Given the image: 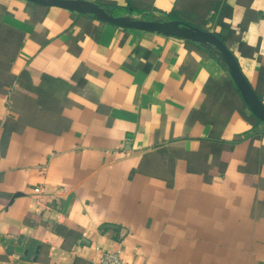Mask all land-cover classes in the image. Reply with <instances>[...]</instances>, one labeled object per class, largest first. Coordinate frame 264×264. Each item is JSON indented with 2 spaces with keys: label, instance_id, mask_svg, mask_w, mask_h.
<instances>
[{
  "label": "crops",
  "instance_id": "crops-1",
  "mask_svg": "<svg viewBox=\"0 0 264 264\" xmlns=\"http://www.w3.org/2000/svg\"><path fill=\"white\" fill-rule=\"evenodd\" d=\"M87 1L214 33L264 103V0ZM252 116L194 43L0 0V264H264Z\"/></svg>",
  "mask_w": 264,
  "mask_h": 264
},
{
  "label": "water",
  "instance_id": "water-1",
  "mask_svg": "<svg viewBox=\"0 0 264 264\" xmlns=\"http://www.w3.org/2000/svg\"><path fill=\"white\" fill-rule=\"evenodd\" d=\"M44 7H59L123 29L140 30L194 43L207 51L228 73L251 114L264 125V103L243 75L235 56L214 33L180 20H146L116 16L112 10L87 0H26Z\"/></svg>",
  "mask_w": 264,
  "mask_h": 264
},
{
  "label": "built area",
  "instance_id": "built-area-1",
  "mask_svg": "<svg viewBox=\"0 0 264 264\" xmlns=\"http://www.w3.org/2000/svg\"><path fill=\"white\" fill-rule=\"evenodd\" d=\"M36 194L42 192L41 189L35 190ZM55 264H63V259H59L58 261H54ZM99 264H126L118 253L112 251H103L99 257Z\"/></svg>",
  "mask_w": 264,
  "mask_h": 264
},
{
  "label": "trees",
  "instance_id": "trees-1",
  "mask_svg": "<svg viewBox=\"0 0 264 264\" xmlns=\"http://www.w3.org/2000/svg\"><path fill=\"white\" fill-rule=\"evenodd\" d=\"M102 7H105V8H109L110 10L113 11V13L116 15V16H120V15H123L124 12L126 10L124 9H121L119 7H117L116 5L114 4H105V5H101ZM170 19H174L173 16L169 17ZM152 20V19H151ZM252 118L259 124H262L258 119H256L254 116H252Z\"/></svg>",
  "mask_w": 264,
  "mask_h": 264
}]
</instances>
